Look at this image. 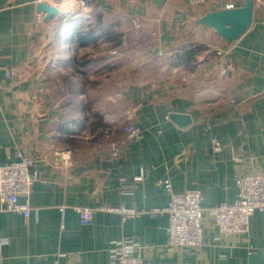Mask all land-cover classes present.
I'll return each instance as SVG.
<instances>
[{
	"label": "crops",
	"instance_id": "0c3cea01",
	"mask_svg": "<svg viewBox=\"0 0 264 264\" xmlns=\"http://www.w3.org/2000/svg\"><path fill=\"white\" fill-rule=\"evenodd\" d=\"M89 1L91 23L45 19L37 10L42 0H0V165L19 152L32 159L36 176L28 216L0 201V264H112L111 249L122 239L138 244L142 264H264V211L250 216L246 234L229 236L205 216L202 245L190 248L168 245L165 215L123 218L98 209L166 206L164 180L176 191L199 190L201 206L230 204L236 177L264 168V3L254 5L248 29L226 43L194 21L241 0L201 8L184 0L161 7L151 0ZM89 31L93 40L74 41ZM121 38L126 51L111 57ZM194 45L192 58L181 59ZM158 51L167 53L168 65L152 78L155 70L145 64ZM117 91L122 96L113 103ZM138 103L132 123L139 134L112 156L104 116L118 118L111 137L118 141L121 117ZM171 114L189 122L180 126ZM82 129L93 136L82 137ZM57 150L66 151L67 166ZM74 206L98 209L91 224L79 223Z\"/></svg>",
	"mask_w": 264,
	"mask_h": 264
},
{
	"label": "built area",
	"instance_id": "2783aa9c",
	"mask_svg": "<svg viewBox=\"0 0 264 264\" xmlns=\"http://www.w3.org/2000/svg\"><path fill=\"white\" fill-rule=\"evenodd\" d=\"M46 4L60 9L65 0H42ZM199 0H189L196 4ZM254 5H260V0H253ZM80 8L74 11L67 10L62 16H69L72 20L81 23H91L93 16L89 13L91 2L81 0ZM233 3L226 4L232 7ZM87 9V10H86ZM85 11V12H83ZM86 14V15H85ZM135 29L141 27L140 17L134 16L131 19ZM122 46L125 42L122 40ZM116 53V50L112 52ZM120 91L114 93L116 101L120 100ZM132 117L128 116L122 127L124 138L113 141L116 146L113 156H118L119 146L125 145L127 140L138 136L139 131L132 123ZM108 133L109 138L116 134L114 126H106L103 132ZM84 132V131H83ZM88 134V131H85ZM91 135V134H89ZM17 158L11 162L0 165V201L7 210L28 216L31 210L28 196L32 183L35 181V173L31 170L33 161L21 153L16 154ZM237 164L240 160H235ZM164 189L169 194V201L166 206L151 208L148 210H137L120 206L117 208H100L99 210L115 212L123 218L146 214L149 217L167 216L168 245L170 247L200 248L202 245L203 219L205 216L211 219L218 233L222 236L245 234L248 231L250 216L255 210L264 211V168L258 172H247L239 174L235 179L237 198L233 203L222 202L215 206H201L200 192L196 189L176 191L168 180L162 182ZM23 197L24 201L19 198ZM73 210L78 214L79 222L82 225L91 224L95 208L87 206H74ZM0 238V249L4 244ZM140 247L137 243L129 240H120L111 249L110 261L112 264H142L139 253ZM1 261V255H0ZM52 264H62L54 261Z\"/></svg>",
	"mask_w": 264,
	"mask_h": 264
},
{
	"label": "water",
	"instance_id": "95a60500",
	"mask_svg": "<svg viewBox=\"0 0 264 264\" xmlns=\"http://www.w3.org/2000/svg\"><path fill=\"white\" fill-rule=\"evenodd\" d=\"M157 7H161L165 0H151ZM254 9L253 0L235 1L232 7H223L204 13L195 19L194 23L202 28L212 29L223 42L230 43L238 39L250 26ZM38 12L44 13L45 19L59 18L64 21L72 20L64 17L60 9L43 2L37 4ZM170 118L180 126L189 122V117L182 114H171Z\"/></svg>",
	"mask_w": 264,
	"mask_h": 264
},
{
	"label": "rangeland",
	"instance_id": "374dc122",
	"mask_svg": "<svg viewBox=\"0 0 264 264\" xmlns=\"http://www.w3.org/2000/svg\"><path fill=\"white\" fill-rule=\"evenodd\" d=\"M168 1H174V0H167V2ZM187 4H190L191 6H197V7H206L210 2H211V0H199V1H197L196 2V4H194V3H190L189 2V0H184ZM261 1V4H263L264 3V1L263 0H260ZM65 7H67V9L69 10V11H74V10H76V9H79L80 8V5H79V3H72L70 0H67L64 4H63ZM87 10V9H86ZM83 12H85V11H83ZM135 16H137V17H141V16H139V15H135ZM140 20H141V18H140ZM155 23V22H154ZM142 24V23H141ZM140 24V25H141ZM140 30V28L137 30V31H139ZM152 34H154L153 35V37H156V33H155V31L152 33ZM121 40H123L124 42H125V46H126V40H124V39H122L121 38ZM120 46L121 47H119L118 48V50H116V51H119L120 53H122V52H125L126 51V48H124V46H122V44H120ZM124 49H125V51H124ZM220 50V51H219ZM114 51V50H113ZM112 51V52H113ZM137 51H138V49H137ZM111 52V54H110V56L111 57H113V55H116V54H113ZM219 54H222L223 53V51L219 48L218 49V51H217ZM157 56H158V58H155V59H150L148 62H147V64H145L146 65V68H148V69H153V70H155V71H153V72H155L156 74V77H152V78H157L158 76H159V69L160 70H162L161 72H165L166 70L165 69H163L166 65H168V62H167V60L164 58V54H167V53H165L164 51H158L157 53ZM138 65H137V67H139V66H141L139 63H137ZM143 67V66H142ZM156 68V69H155ZM162 68V69H161ZM228 70H230L231 71V66L230 65H228L227 67H226ZM157 70V71H156ZM121 99V98H120ZM110 100L113 102V103H118L120 100H118V101H116L115 100V98H114V94L113 95H111L110 96ZM140 105H139V103L138 104H135L134 106H133V108L132 109H126L127 111L126 112H124V115L121 117L122 118V121H123V125H124V122L126 121L125 119L128 117V116H131L132 118H133V110L135 109V108H138ZM118 118L117 117H114L113 115H109V114H107V115H105L104 116V121H105V123L110 127V126H116V122L118 123ZM132 120V119H131ZM123 125H122V127H123ZM136 127V126H135ZM137 129H138V131H139V128L138 127H136ZM84 131V132H83ZM86 130L85 129H82L81 130V132H80V135H82V137H84V138H91L93 135H89V133L88 134H86V132H85ZM122 133H123V131H122ZM102 135L104 136V138L106 139V147L108 148V150L111 152V155H112V153L113 152H115V150H116V146L114 145V143H113V140L111 139V138H109V136H108V133H106V131H105V133L103 132L102 133ZM112 140V141H111ZM126 144V143H125ZM122 147H123V145H121V146H119L118 148H119V153L121 152V149H122ZM118 153V154H119ZM56 156L58 157V159L59 160H61L60 162H62V165L63 166H67L68 164H69V156H67L66 155V151H60V150H57L56 151ZM113 156V155H112ZM30 158V157H29ZM102 208H114V207H102ZM117 208V207H116ZM96 209V208H95ZM98 209H100V208H98Z\"/></svg>",
	"mask_w": 264,
	"mask_h": 264
},
{
	"label": "trees",
	"instance_id": "16d2710c",
	"mask_svg": "<svg viewBox=\"0 0 264 264\" xmlns=\"http://www.w3.org/2000/svg\"><path fill=\"white\" fill-rule=\"evenodd\" d=\"M193 18L195 16H192ZM99 21V19H98ZM92 36V31H89V32H77L75 35H74V41L79 44V45H84L85 43H88L89 40H93V38L91 37ZM197 50V46H191L189 49H187L186 51L183 52V55H182V58H184L185 61H188L192 58L193 54L195 53V51ZM83 65L84 62H80L78 63L77 65ZM236 186V185H235ZM164 188V187H163ZM237 190V188H236ZM167 192V191H166ZM169 201V200H168ZM168 204V203H167ZM256 211V210H255ZM260 211V210H259ZM78 215V214H77ZM79 219V217H78ZM80 223V222H79ZM81 224V223H80ZM82 225V224H81ZM89 225V224H88ZM168 225V224H167ZM246 234V233H245Z\"/></svg>",
	"mask_w": 264,
	"mask_h": 264
}]
</instances>
